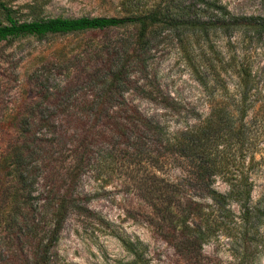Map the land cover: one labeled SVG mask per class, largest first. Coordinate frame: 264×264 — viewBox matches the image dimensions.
<instances>
[{
  "label": "rangeland",
  "instance_id": "rangeland-1",
  "mask_svg": "<svg viewBox=\"0 0 264 264\" xmlns=\"http://www.w3.org/2000/svg\"><path fill=\"white\" fill-rule=\"evenodd\" d=\"M208 1L231 16L264 19V0ZM0 2L13 19L28 22L55 17L143 18L157 8L161 11L167 0ZM173 5L196 8L198 1L174 0ZM137 31V26L126 24L0 41V261L20 250L29 257L38 254L52 235L53 212L68 183L63 173L73 160L67 152L57 154L58 140L62 136L69 141L70 115L94 112L93 106H81L101 97L123 63L122 76L128 82L112 93V106L106 109L108 122L136 110L158 123L165 135L182 138L184 125L194 124L208 111L197 77L215 65V51L225 61L233 53L243 56L254 73L250 109L234 125L243 136L254 138L255 147L248 150L254 152L253 159L248 152L239 155V143L225 141L224 128L218 139L222 145L232 143L229 159L236 157L240 169L247 170L252 216L243 222L241 209L228 201L223 210L212 209L200 223H187L200 225L208 234L196 251L198 262L187 261L168 244L176 235L168 228L175 229L179 223H156L152 205L170 202L168 195H174L175 186L177 197L187 192L192 201L209 204L194 192L197 179L190 158L179 159L167 152L159 156L151 133L130 129L121 138L109 132L105 119L100 131L96 123L88 138L70 193L75 202L50 242L49 264H264V40L253 48H240L237 40L236 45L228 44L217 32L203 38L186 29L165 30L160 23L148 26L141 38ZM221 79L232 91L235 79L227 75ZM165 97L181 108V115L162 109ZM36 100H40L38 106L27 119L29 106ZM247 125L254 129L249 132ZM79 137L75 135L70 144ZM245 142L243 138L242 147ZM210 186L225 194L229 183L215 177ZM163 215L170 217L169 212Z\"/></svg>",
  "mask_w": 264,
  "mask_h": 264
},
{
  "label": "trees",
  "instance_id": "trees-1",
  "mask_svg": "<svg viewBox=\"0 0 264 264\" xmlns=\"http://www.w3.org/2000/svg\"><path fill=\"white\" fill-rule=\"evenodd\" d=\"M195 1H198L196 8L191 7V5L178 7L173 5L174 0H167L161 11L157 8V10L143 18L81 17L65 19L55 17L28 22H18L13 19L11 11L0 2V13L3 16V21L0 22V41L26 36L39 38L53 34L89 30L101 31L126 24L137 26V37L141 38L148 26L158 23L165 30L175 32L186 29L193 36H201L203 38H206L210 32H217L228 40V44L232 42L233 45H236L234 41L237 40L236 43L239 44L240 48L244 45L246 48H253V45L257 42L264 40V19L231 16L222 7L213 2L208 0ZM231 38L232 41H230ZM213 52L215 65H211L205 70V73L197 77L199 86L206 98L208 111L204 118L196 119L194 124L184 125L183 132H181L184 135L182 138H176L174 135H165L162 133L163 128L158 123L144 117L136 110H133L131 114L125 117H121L122 119H119L120 116L112 117L114 120L108 122L109 119L107 117L109 116H107L106 109L112 106L113 97L111 95L117 89V86L128 82L122 76L125 63L109 79L107 85L103 88V94L94 104L87 103L81 106V108L85 109L93 106L95 108L93 113L81 112L70 115L71 133L68 129L64 131L65 133L68 131L67 137L69 141L64 142L66 138L62 136L59 138L57 154L60 155L63 151L67 152L73 160L63 173L67 177L68 183L53 212L54 225L52 235L47 239L38 254L29 257L25 253L26 251L20 250L17 255L6 257L0 261V264H49L48 248L50 247V242L53 241L60 224L75 202L70 193L73 189L75 178L80 172L82 158L88 146V138H90L91 134L93 135L96 123L99 125L96 130L100 131V126H102L105 119H107L106 123L110 127L109 132H116L120 134L121 138L130 129L151 133L154 137V152H157L159 156H163L167 152L179 159L186 156L190 158L191 164H193L195 169V178L197 179L194 192L204 196L209 201V204H203L198 200L192 201V197L186 195L187 192L182 197H177L175 192L179 188L175 186L173 189L174 195H172L173 192L168 195L171 199L170 202L160 206L158 201H156L152 205L157 215L156 223H179L177 228L174 226L175 229L172 227L168 228V230H174V233H176L173 241L170 240L168 244L179 254L183 255L187 261L198 262L196 251L206 242L208 235L206 229L202 230L200 225H189L187 223H200L204 216L208 217L210 215L211 211L218 212L223 210L228 201L237 204L242 211L241 220L247 222L253 214V211L251 212L248 206L251 184L247 170L243 171L240 169V164L236 161V157L229 159L231 157L229 147L232 143L222 145L218 139L220 138V130L224 128L222 133L226 134V137H224L225 141L231 139L235 141L233 145L239 143V155L243 156L245 152H248L249 159H253L254 152L248 150L254 146V138L251 135L248 137L243 136L239 127L235 128L234 125L237 121H241L246 117V113L250 109L248 100L252 92H254L256 82L253 81L254 73H252V67L246 60H242L243 56L239 58L233 53L225 61L217 57L219 56L218 53ZM221 75H227L235 79L232 91H229L225 82L221 79ZM39 96H44V94L39 91ZM39 101L36 100L35 103L30 104V109L26 116L27 119L31 118L32 109L38 106ZM160 106L176 117L182 113L181 108L177 107L176 103L168 97L163 99ZM45 118L44 120L41 119L44 122L43 126H46L48 119L47 117ZM41 120L39 121L40 123H42ZM247 127L249 132L250 129H254V125H247ZM75 135L80 137L71 145L70 142L73 141ZM222 136L224 135L222 134ZM243 138L246 142L242 147ZM26 140L23 137V145H26ZM69 147L71 149H67ZM256 147H261V145ZM218 155L219 158L217 157ZM215 177H219L229 183L228 191L225 194H221L211 188L210 182ZM206 210L210 212L206 213ZM163 212H169L170 217H165Z\"/></svg>",
  "mask_w": 264,
  "mask_h": 264
}]
</instances>
